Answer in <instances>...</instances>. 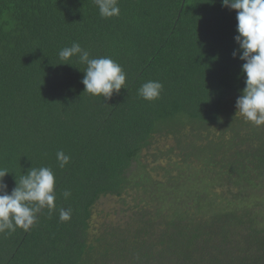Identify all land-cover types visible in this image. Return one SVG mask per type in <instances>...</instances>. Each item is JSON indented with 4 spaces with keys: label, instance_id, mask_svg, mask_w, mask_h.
Returning a JSON list of instances; mask_svg holds the SVG:
<instances>
[{
    "label": "trees",
    "instance_id": "16d2710c",
    "mask_svg": "<svg viewBox=\"0 0 264 264\" xmlns=\"http://www.w3.org/2000/svg\"><path fill=\"white\" fill-rule=\"evenodd\" d=\"M118 4L101 18L94 0H0L4 183L33 166L56 177V208L0 233V264H264V125L236 116L237 11ZM73 42L119 63L128 89L84 93L86 65L58 57ZM148 80L163 84L155 101L138 94Z\"/></svg>",
    "mask_w": 264,
    "mask_h": 264
},
{
    "label": "clouds",
    "instance_id": "9594fccd",
    "mask_svg": "<svg viewBox=\"0 0 264 264\" xmlns=\"http://www.w3.org/2000/svg\"><path fill=\"white\" fill-rule=\"evenodd\" d=\"M101 18L120 15L118 0H94ZM222 4L237 11V32L235 37L241 52L239 58L245 61L242 71L246 76L245 88L236 102L237 115L243 116L257 127L264 125V0H222ZM237 52L233 53L236 57ZM58 57L60 61H69L76 57L79 63L86 65L82 83L84 93L111 99L114 93L128 89L122 66L110 57L90 58L78 42L62 48ZM69 64L71 63H60ZM74 66V65H73ZM163 84L148 80L138 90L146 101L160 98ZM56 158L60 168L70 162L64 151H58ZM9 173L0 169V233L15 232L17 228L27 231L36 221L37 214L43 209L49 212L56 208V177L49 167H31L17 180L16 187L9 193L4 177ZM67 198L69 191L63 193ZM70 213L60 209V220L68 221Z\"/></svg>",
    "mask_w": 264,
    "mask_h": 264
}]
</instances>
